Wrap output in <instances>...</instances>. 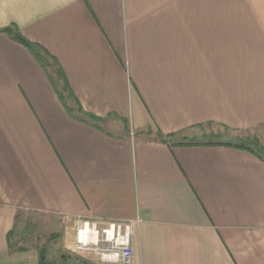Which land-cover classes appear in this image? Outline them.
Listing matches in <instances>:
<instances>
[{
  "label": "crops",
  "instance_id": "0c3cea01",
  "mask_svg": "<svg viewBox=\"0 0 264 264\" xmlns=\"http://www.w3.org/2000/svg\"><path fill=\"white\" fill-rule=\"evenodd\" d=\"M204 126L264 135V0H0V264H41L26 213L140 218L137 264H264V161L156 137Z\"/></svg>",
  "mask_w": 264,
  "mask_h": 264
},
{
  "label": "built area",
  "instance_id": "2783aa9c",
  "mask_svg": "<svg viewBox=\"0 0 264 264\" xmlns=\"http://www.w3.org/2000/svg\"><path fill=\"white\" fill-rule=\"evenodd\" d=\"M142 220L98 221L64 219L66 247L73 255L96 264H137L133 239Z\"/></svg>",
  "mask_w": 264,
  "mask_h": 264
},
{
  "label": "rangeland",
  "instance_id": "374dc122",
  "mask_svg": "<svg viewBox=\"0 0 264 264\" xmlns=\"http://www.w3.org/2000/svg\"><path fill=\"white\" fill-rule=\"evenodd\" d=\"M258 139L261 144H264V135L262 133H232L227 130L212 126H204L187 131L177 135L176 140H195V141H220L230 140L234 143L246 141V139ZM18 231L23 237L29 240L27 244H22L27 247L34 248L40 251L42 248H47L46 261L48 264H79L80 260L67 250V242L65 241V233L63 230L62 221L54 216L26 213L21 216L18 222ZM64 259H61V257ZM80 258V257H78ZM84 260L83 258H80ZM83 262V261H82ZM85 264H96L84 260Z\"/></svg>",
  "mask_w": 264,
  "mask_h": 264
},
{
  "label": "trees",
  "instance_id": "16d2710c",
  "mask_svg": "<svg viewBox=\"0 0 264 264\" xmlns=\"http://www.w3.org/2000/svg\"><path fill=\"white\" fill-rule=\"evenodd\" d=\"M4 31L7 34H9V36L13 40L23 44L35 55L36 59L39 61L41 66L46 71L59 98L61 99V101L67 108V110L73 115L86 116V113L84 112L83 108L80 106L77 98L72 92L65 74L59 67V64L57 63L55 58H53L50 54H48L47 51H45L41 47L32 45L29 42H27L20 34L17 27H14L12 29L7 28ZM94 120L97 123L101 122V120L97 118H95ZM156 137H157V140H159L162 143L171 142L173 143V145H177V146L221 145V146L235 147V148H239V149L251 152L256 157L264 161V144H261V142L256 138L254 139L247 138L246 141H241L238 144H233V143L213 142V141L201 142V141H195V140H189V139H183L181 141L180 140L178 141L175 139L177 137L176 134L165 135L160 131L156 133ZM16 233L22 236V240L21 242H19L15 250L24 251V250L30 249V247L22 245V244H27L29 240L26 239L25 241V237H23L21 232L18 231V226H17V229L15 228L14 231L9 235V241L12 239L13 236H15ZM39 252L41 256V264H48L46 261L47 248L44 247L40 249ZM61 259H64V257L62 256Z\"/></svg>",
  "mask_w": 264,
  "mask_h": 264
}]
</instances>
